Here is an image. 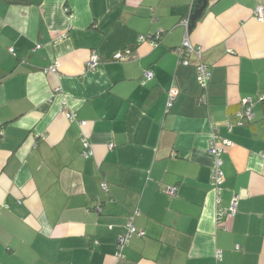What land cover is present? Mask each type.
<instances>
[{
    "label": "crops",
    "instance_id": "crops-1",
    "mask_svg": "<svg viewBox=\"0 0 264 264\" xmlns=\"http://www.w3.org/2000/svg\"><path fill=\"white\" fill-rule=\"evenodd\" d=\"M195 1L0 0V264H264V0Z\"/></svg>",
    "mask_w": 264,
    "mask_h": 264
},
{
    "label": "built area",
    "instance_id": "built-area-1",
    "mask_svg": "<svg viewBox=\"0 0 264 264\" xmlns=\"http://www.w3.org/2000/svg\"><path fill=\"white\" fill-rule=\"evenodd\" d=\"M255 14L257 16V21L258 22H264V7L263 6H258L255 9ZM185 45H187L186 42H184ZM38 47V46H37ZM36 47V48H37ZM13 50L10 49V52ZM113 59L116 60H124L125 56L123 54H116L113 56ZM182 63H187V61H182ZM86 65L92 69L95 68L98 65V60L96 58L90 59ZM55 65H52L51 67L48 68L47 71L53 72L55 71ZM148 76V75H147ZM210 77V72L208 70V66L205 65L204 63H200L196 67V80L198 84L205 89L208 83ZM59 90V89H56ZM176 96V90H173L169 93L168 95V100H167V108H171L173 106V102L175 100ZM252 101L250 99H243L240 102V109L236 112L235 114V123L239 126H242L245 122H251L253 119V110H252ZM64 113L67 115L69 120H72L74 116L67 112L65 108H63ZM81 125H84L85 122L81 121ZM216 130V128H214ZM83 146L85 149L88 148V144L85 140H82ZM231 145V142L227 139H219L217 136H213L208 147V152L210 155L213 156L214 158V165L211 169L210 172V185L214 192L216 193L217 196V203H219V195H220V190L222 183L224 182V175L222 172V154L225 148L229 147ZM167 194L170 196H174L175 194V188H168L166 191ZM237 197L233 196L231 199L229 207L226 209L223 208H218L216 210V220L217 223L221 222L224 218L226 217H234L236 214V209H237ZM137 213V212H135ZM134 213V215H135ZM132 217L131 215L130 219L126 223V233H124L122 236H120L117 240V248L119 251H121L124 247H126L129 243V239L132 235H141L140 232H138L133 224H132ZM236 250H238V246H236ZM218 258H220V255H218Z\"/></svg>",
    "mask_w": 264,
    "mask_h": 264
},
{
    "label": "trees",
    "instance_id": "trees-1",
    "mask_svg": "<svg viewBox=\"0 0 264 264\" xmlns=\"http://www.w3.org/2000/svg\"><path fill=\"white\" fill-rule=\"evenodd\" d=\"M208 0H196L191 8V14L189 17L188 27H192L195 21L202 15L204 8L206 7ZM66 116V114H65ZM68 119V118H67Z\"/></svg>",
    "mask_w": 264,
    "mask_h": 264
},
{
    "label": "bare ground",
    "instance_id": "bare-ground-1",
    "mask_svg": "<svg viewBox=\"0 0 264 264\" xmlns=\"http://www.w3.org/2000/svg\"><path fill=\"white\" fill-rule=\"evenodd\" d=\"M263 7H264V6H263ZM66 118H68L67 115H66Z\"/></svg>",
    "mask_w": 264,
    "mask_h": 264
}]
</instances>
